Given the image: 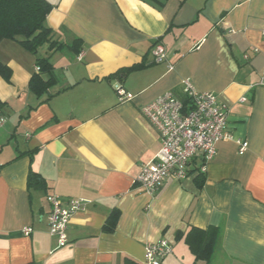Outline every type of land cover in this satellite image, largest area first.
Wrapping results in <instances>:
<instances>
[{
	"label": "crops",
	"instance_id": "crops-1",
	"mask_svg": "<svg viewBox=\"0 0 264 264\" xmlns=\"http://www.w3.org/2000/svg\"><path fill=\"white\" fill-rule=\"evenodd\" d=\"M48 1L53 39L79 38L82 51L39 50L56 83L38 96L29 88L36 56L0 42L12 71L0 74V264H143L146 244L160 239L173 245L165 264H264V0ZM156 42L164 62L155 61ZM137 64L123 81L108 78ZM186 79L218 94L233 137L218 142L202 185L194 173L151 195L134 181L161 138L141 108L168 90L182 94ZM117 84L133 98L120 100ZM239 140L249 143L244 153ZM30 170L45 188H28ZM51 193L85 201L63 247L49 233ZM211 226L220 232L215 251L196 259L186 236Z\"/></svg>",
	"mask_w": 264,
	"mask_h": 264
},
{
	"label": "built area",
	"instance_id": "built-area-1",
	"mask_svg": "<svg viewBox=\"0 0 264 264\" xmlns=\"http://www.w3.org/2000/svg\"><path fill=\"white\" fill-rule=\"evenodd\" d=\"M264 39V27L261 31ZM156 62L167 59L166 48L156 42L152 48ZM39 71V66H36ZM120 100H131L133 95L122 84L115 86ZM242 98L241 101H246ZM143 114L157 128L161 138V148L149 161L141 164L135 178V185L154 195L169 178L184 180L194 173H206L208 165L215 157L218 142L231 139L228 131L229 110L220 102L213 91H199L190 79L182 83V94L168 90L153 101L142 106ZM4 118H0L3 124ZM239 152L244 153L249 143L239 140ZM49 204V233L56 238L57 247L69 242L68 229L73 215L85 206L80 198L64 200L55 193L47 195ZM32 227L23 228L29 235ZM173 252V245L167 239L149 242L145 246L143 264H165V258Z\"/></svg>",
	"mask_w": 264,
	"mask_h": 264
},
{
	"label": "trees",
	"instance_id": "trees-1",
	"mask_svg": "<svg viewBox=\"0 0 264 264\" xmlns=\"http://www.w3.org/2000/svg\"><path fill=\"white\" fill-rule=\"evenodd\" d=\"M144 1L162 8L168 0ZM52 9L53 5L48 0H0V42L3 39L16 40L36 56L35 62L40 70L32 75L29 88L38 96L47 93L56 83L55 67L50 57L40 55L39 50L47 44L50 50L68 49L75 53L82 51V41L79 38L71 43L53 39V29L47 24V17ZM140 67L142 65L137 64L122 68L108 78H118L123 81L130 72ZM11 73V68L0 61V74L10 79ZM204 178V173L198 175L200 185L204 182ZM27 185L29 189H41L46 187V181L38 172L30 170ZM119 215V211L110 214L104 225V231L115 230ZM219 234V229L212 226L207 229L194 227L188 232L186 241L196 259L210 261ZM125 264L137 263L127 259Z\"/></svg>",
	"mask_w": 264,
	"mask_h": 264
}]
</instances>
